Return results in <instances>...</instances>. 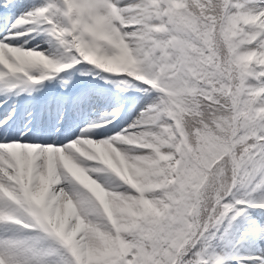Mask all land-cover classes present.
<instances>
[{
    "label": "snow or ice",
    "instance_id": "snow-or-ice-1",
    "mask_svg": "<svg viewBox=\"0 0 264 264\" xmlns=\"http://www.w3.org/2000/svg\"><path fill=\"white\" fill-rule=\"evenodd\" d=\"M0 264H264V0H0Z\"/></svg>",
    "mask_w": 264,
    "mask_h": 264
}]
</instances>
